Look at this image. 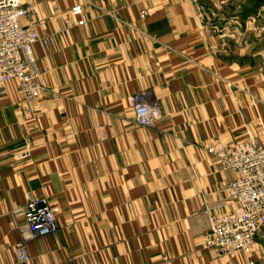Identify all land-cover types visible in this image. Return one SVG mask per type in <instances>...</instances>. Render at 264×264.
Wrapping results in <instances>:
<instances>
[{
  "label": "crops",
  "instance_id": "1",
  "mask_svg": "<svg viewBox=\"0 0 264 264\" xmlns=\"http://www.w3.org/2000/svg\"><path fill=\"white\" fill-rule=\"evenodd\" d=\"M20 1L49 45L32 46L40 96L0 90V264H17L27 193L57 228L22 264H264V242L224 255L202 238L237 206L236 173L204 147L264 137V64L232 58L193 0ZM139 92L153 126L135 122Z\"/></svg>",
  "mask_w": 264,
  "mask_h": 264
},
{
  "label": "built area",
  "instance_id": "2",
  "mask_svg": "<svg viewBox=\"0 0 264 264\" xmlns=\"http://www.w3.org/2000/svg\"><path fill=\"white\" fill-rule=\"evenodd\" d=\"M193 2L203 19L202 5L199 0ZM74 11L78 12V8ZM26 12L20 0H0V90L11 82L25 98L33 99L43 93L44 87L32 46L42 41L48 48L49 38L22 23ZM146 14L142 11L141 17ZM78 23L83 24V21ZM130 103L137 124L153 126L159 119L157 107L143 92L130 96ZM204 150L218 159L222 169L236 173L235 178L223 185V190L237 206L212 219L202 235L203 242L218 254H249L258 242H264V137L229 144L216 142L206 145ZM28 154L26 147L16 156L22 158ZM16 212L22 214L26 222L22 239L14 245L16 262L22 264L30 261L26 241L56 230L57 207L45 195L27 193L25 204Z\"/></svg>",
  "mask_w": 264,
  "mask_h": 264
},
{
  "label": "rangeland",
  "instance_id": "3",
  "mask_svg": "<svg viewBox=\"0 0 264 264\" xmlns=\"http://www.w3.org/2000/svg\"><path fill=\"white\" fill-rule=\"evenodd\" d=\"M232 58L264 64V0H199Z\"/></svg>",
  "mask_w": 264,
  "mask_h": 264
}]
</instances>
